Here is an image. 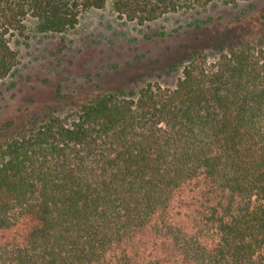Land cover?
I'll list each match as a JSON object with an SVG mask.
<instances>
[{
	"label": "trees",
	"instance_id": "16d2710c",
	"mask_svg": "<svg viewBox=\"0 0 264 264\" xmlns=\"http://www.w3.org/2000/svg\"><path fill=\"white\" fill-rule=\"evenodd\" d=\"M214 1L110 0L139 24ZM106 2L0 0V81L27 18L63 32ZM0 264H264V47L194 52L173 89L98 94L2 140Z\"/></svg>",
	"mask_w": 264,
	"mask_h": 264
},
{
	"label": "rangeland",
	"instance_id": "374dc122",
	"mask_svg": "<svg viewBox=\"0 0 264 264\" xmlns=\"http://www.w3.org/2000/svg\"><path fill=\"white\" fill-rule=\"evenodd\" d=\"M25 25L10 37L18 63L0 81V142L47 115L74 120L98 94L173 89L194 52L210 64L232 47H264V0H219L144 24L118 17L107 0L63 32H38L31 18Z\"/></svg>",
	"mask_w": 264,
	"mask_h": 264
}]
</instances>
